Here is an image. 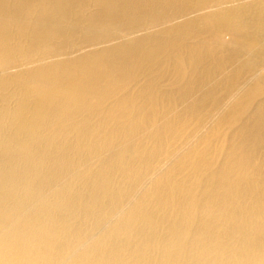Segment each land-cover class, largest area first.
Instances as JSON below:
<instances>
[{"label": "bare ground", "instance_id": "bare-ground-1", "mask_svg": "<svg viewBox=\"0 0 264 264\" xmlns=\"http://www.w3.org/2000/svg\"><path fill=\"white\" fill-rule=\"evenodd\" d=\"M0 264H264V0H0Z\"/></svg>", "mask_w": 264, "mask_h": 264}]
</instances>
